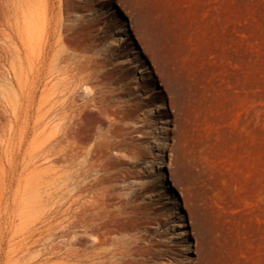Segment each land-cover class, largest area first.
Wrapping results in <instances>:
<instances>
[{"label":"rangeland","instance_id":"1","mask_svg":"<svg viewBox=\"0 0 264 264\" xmlns=\"http://www.w3.org/2000/svg\"><path fill=\"white\" fill-rule=\"evenodd\" d=\"M25 3L16 50L0 0V264L61 263L76 152L151 263L264 264V0Z\"/></svg>","mask_w":264,"mask_h":264},{"label":"bare ground","instance_id":"2","mask_svg":"<svg viewBox=\"0 0 264 264\" xmlns=\"http://www.w3.org/2000/svg\"><path fill=\"white\" fill-rule=\"evenodd\" d=\"M9 2L11 4V10H10L11 18L9 19L8 23L12 31V36H11V40L13 43L12 48H15L17 50V47H14V44L16 45L19 42L20 45L25 50H27L30 47L27 41L29 7L25 3V0H9ZM56 41L58 42V40ZM54 44L55 43L53 42V45H50V47L55 46ZM15 49L14 50L12 49V50L15 52ZM38 52H39V49L37 51V54ZM53 65L55 64L53 63ZM50 67H51V64H50ZM66 67H68L67 64H66ZM53 69H54V66H53ZM63 69L65 70V68ZM68 69L70 68H67V70ZM47 70L49 73V68ZM60 70L57 71L56 69L55 71L61 72V74H63L64 70H62L63 72ZM55 75L57 76V74ZM56 76L52 79H55ZM81 81L82 79L78 78L77 83L71 88L70 92L69 90L68 92L73 95L75 92V89L82 86V84H80ZM86 90L90 92L88 88H86ZM1 92L4 98L7 100L8 96L6 95H8L7 94L8 86L6 83L4 84V88L2 89ZM65 96H67V94ZM62 102L63 104L59 109L60 111H58L59 114H61L60 112H64V113L66 112L64 111V98L62 99ZM91 103H94L93 97L91 96L87 97L79 105L77 109H79L80 112L85 111L86 114L98 116L97 110L89 109ZM75 106L77 107V105ZM69 108H71V105H69ZM5 111H7V109ZM62 122H60L59 125H61ZM103 151L104 150H102V152ZM74 156H75V161H76V171H75L76 192L73 195V197H71V199H73L71 200V203H72L71 208L68 210H62L59 212L58 228L60 232V238L61 239L65 238V240L61 242L60 247H59L60 260H61L60 264H153L151 263L153 260H151V257L148 256L146 250H144L143 247L141 246V243L145 238L142 236L133 238V236L131 237V235L129 237H126V235L120 234L122 228L120 229L118 227V224H120V222L123 220L122 213L125 212V210L127 209V206L130 205L131 202H133L132 199L136 198V196L118 197V200H119L118 203H120L119 207H117V209L110 210L108 207L110 203L112 202V200L114 199V197L110 196L109 194H91V192L89 191L90 186H91L90 181L87 182L86 194H82L81 190L79 189L80 188L79 178L82 175L80 171V164L78 162L79 152H76ZM89 165H91V163L87 164L88 168L85 170L87 172L90 169ZM128 226H131V225H128ZM117 234H119V237H117ZM159 264H163V263H159Z\"/></svg>","mask_w":264,"mask_h":264}]
</instances>
